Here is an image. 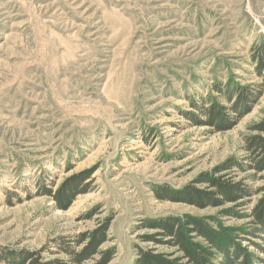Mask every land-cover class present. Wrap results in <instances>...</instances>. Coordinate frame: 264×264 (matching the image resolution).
Instances as JSON below:
<instances>
[{
	"label": "rangeland",
	"instance_id": "obj_1",
	"mask_svg": "<svg viewBox=\"0 0 264 264\" xmlns=\"http://www.w3.org/2000/svg\"><path fill=\"white\" fill-rule=\"evenodd\" d=\"M263 45L264 0H0V264L24 251L67 262L65 248L86 245L77 235L106 222L108 264H134L153 232L136 230L143 218L250 227L260 194L222 216L232 203L156 189L211 190L197 182L211 174L264 185L245 147L264 119ZM211 102L227 116L218 125ZM74 177L81 192L62 208L49 190ZM251 238L239 242L264 256Z\"/></svg>",
	"mask_w": 264,
	"mask_h": 264
},
{
	"label": "trees",
	"instance_id": "obj_2",
	"mask_svg": "<svg viewBox=\"0 0 264 264\" xmlns=\"http://www.w3.org/2000/svg\"><path fill=\"white\" fill-rule=\"evenodd\" d=\"M258 53H264V45L260 46ZM203 107L209 121L215 125L218 121L221 123L227 118L224 108L219 105L212 103ZM253 129L257 133L245 138V147L249 153L251 167L264 171V119L254 124ZM228 165H233V162H229ZM77 182L78 180L74 177L62 184L55 192L49 190L58 206L68 207L75 196L81 192ZM197 182L207 183L211 190L201 189L191 184L180 190L169 187L157 188L156 195L160 200L186 202L200 208L221 207L232 203L234 206L223 210L221 214L222 216H238L240 212L236 210V207L240 206L244 199L260 194L251 212V226L227 227L217 222L216 215L199 216L189 213L143 218L136 230L149 229L153 232L139 235L140 241L135 244L134 264H264V256L243 247L239 242V239L243 237L249 240H252L251 237H256L259 240L255 242L257 247L264 252V185L252 190L243 182H236L215 174L200 178ZM108 227L106 222L100 228L78 234L75 240L77 245L84 242L86 245L79 251L72 247L65 248L70 260L67 262L58 260L57 263L86 264L93 260L91 264H108L116 253L115 248L100 249V246L109 240ZM148 242H153L155 245H146L145 243ZM159 245L172 251L162 250ZM96 255H99V258H95ZM3 259L9 264H52L45 260L40 251L9 252Z\"/></svg>",
	"mask_w": 264,
	"mask_h": 264
}]
</instances>
